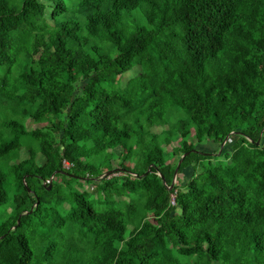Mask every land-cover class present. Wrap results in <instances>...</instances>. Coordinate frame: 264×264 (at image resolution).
<instances>
[{
	"label": "trees",
	"instance_id": "obj_1",
	"mask_svg": "<svg viewBox=\"0 0 264 264\" xmlns=\"http://www.w3.org/2000/svg\"><path fill=\"white\" fill-rule=\"evenodd\" d=\"M0 76V264H264V0H0Z\"/></svg>",
	"mask_w": 264,
	"mask_h": 264
},
{
	"label": "rangeland",
	"instance_id": "obj_2",
	"mask_svg": "<svg viewBox=\"0 0 264 264\" xmlns=\"http://www.w3.org/2000/svg\"><path fill=\"white\" fill-rule=\"evenodd\" d=\"M137 67H134V68H132L131 70H129V71H127L126 73H125V75H128V76H133V75H135L136 73H137ZM146 73V71H143V73ZM2 76H0V86H1V84H2ZM29 108H30V112H31V114H34V107L32 106V105H30L29 106ZM19 117V116H18ZM17 119H19V121L21 120V118H17ZM28 127L29 128H36V127H38L39 125H42V124H39V123H34L33 121H31V120H29L28 121ZM162 137H167V133H164V134H162L159 138H158V142L160 143V144H164L165 142H163L161 139H162ZM172 137H174V135H172ZM230 142V139H227L226 140V142L225 143H229ZM224 143V144H225ZM35 145H36V149L38 150L39 149V147H38V142H36L35 143ZM221 145H222V143H221ZM171 146V143L170 144H168V145H164V147L166 148L165 149V156H166V158H167V161H169L170 163H172V164H175L176 162H177V159L175 158V157H170L169 156V154H168V152H169V150H170V147ZM211 147V146H210ZM208 151H210V152H215V149L213 150V149H211V148H209V150ZM24 154H25V150L24 149H22V151H21V157H23L24 156ZM219 153H216V156L218 155ZM13 156H11V155H8V156H5V157H3V159H0V170H3L5 173H6V175H7V183H6V190H7V199H6V202L4 203V204H1L0 205V222L2 221V220H4V219H6L8 216H9V214H10V211H11V206H10V202L12 201V197H13V195H14V193H15V187H14V185L12 184L11 185V183H10V181H9V175H8V173H9V170H10V166H9V164H8V162L11 160V158H12ZM221 158V157H220ZM180 159V158H179ZM178 159V160H179ZM214 163H217L218 162V160H215L214 159V161H213ZM127 163H129V162H127ZM131 166L133 165L132 163H129ZM64 167H67V163L65 162L64 163ZM179 170H180V168H179ZM111 174H113V175H120V172H117V171H115V169L114 170H112L111 171ZM34 183L35 184H39V182L38 181H36V180H34ZM127 232H126V235H128L129 234V230L131 229V226L130 225H127ZM53 230H55V229H53ZM50 234H53V232H51ZM69 237L67 238V240H66V244L63 246V248H62V250L63 251H67V248H68V246H69Z\"/></svg>",
	"mask_w": 264,
	"mask_h": 264
},
{
	"label": "water",
	"instance_id": "obj_3",
	"mask_svg": "<svg viewBox=\"0 0 264 264\" xmlns=\"http://www.w3.org/2000/svg\"><path fill=\"white\" fill-rule=\"evenodd\" d=\"M263 129H264V128H263ZM227 139H228V136H226L225 139L223 140L221 147L224 145V143L226 142ZM256 143H258V141H257ZM181 158H182V157H181ZM181 158L179 159V161H178V163H177V166H176V168H175V170H174V173H173V179H172L171 183L167 186L168 189H171V188L173 187V185H174V182H175V179H176V175H177V172H178V170H179V164H180V162H181ZM111 171H112V170L107 171V172H105L103 175L110 174ZM160 176H161V178H162V180H163V183L165 184V181H164V179H163V176H162V175H160ZM52 177H53V176H51V178H50V184H49L48 187H47L48 189L51 187V180H52ZM20 216H21V214L19 215V217H18V219H17V222H19V218H20Z\"/></svg>",
	"mask_w": 264,
	"mask_h": 264
},
{
	"label": "built area",
	"instance_id": "obj_4",
	"mask_svg": "<svg viewBox=\"0 0 264 264\" xmlns=\"http://www.w3.org/2000/svg\"><path fill=\"white\" fill-rule=\"evenodd\" d=\"M69 165L67 164V167H68ZM172 203H174V201L172 202Z\"/></svg>",
	"mask_w": 264,
	"mask_h": 264
}]
</instances>
